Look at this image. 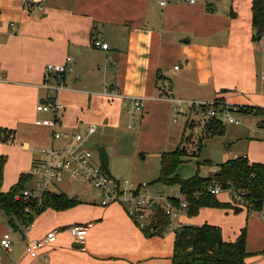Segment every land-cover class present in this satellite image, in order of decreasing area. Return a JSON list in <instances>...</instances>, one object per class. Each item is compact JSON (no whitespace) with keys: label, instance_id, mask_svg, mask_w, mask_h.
<instances>
[{"label":"crops","instance_id":"1","mask_svg":"<svg viewBox=\"0 0 264 264\" xmlns=\"http://www.w3.org/2000/svg\"><path fill=\"white\" fill-rule=\"evenodd\" d=\"M252 1L0 0V130L10 134L9 141L0 142V161L5 160L2 193H9L22 175L28 179L19 194L38 188L41 177L32 171L46 160L44 151L73 145L72 139H54L55 132L86 134L95 125L97 131L88 144L93 143L94 149L104 145L109 157L108 163H102L96 151V162L115 179L147 183L157 197L164 195H159L160 186L177 189L161 202V206L169 202L177 208L180 185L161 181L163 156L179 150L181 165L184 156L197 155L191 148L199 152L202 147L190 142L189 147H194L182 151L191 141L187 130L195 136L212 135L216 129L213 136L223 137L227 134L224 121L232 126L242 123H229L219 116L203 126L198 112L192 110L183 116V130L176 131L172 127L179 123V119L172 121L176 101L217 102L231 114L241 106L264 109V38L253 41ZM96 38L107 43L109 50L94 48ZM68 58L72 73L46 76L48 64H65ZM61 83L65 89L60 91L45 87ZM112 90L121 96H106ZM128 97L144 102L134 129L129 128L124 99ZM51 98L64 105L65 111L55 115L37 110ZM242 114L248 124L237 138L236 150L226 142L221 160L216 165L207 159L198 163V174L202 165L218 172L227 161L241 157L264 165L263 118ZM55 117L59 123L55 128L38 124ZM255 121L262 131L251 134ZM116 133L128 135L134 143L112 154L108 140ZM178 167L172 177H178ZM77 181L66 175L64 182L53 183L43 197L65 194L78 204L59 211L34 210L28 231L19 217L11 219L0 208V241L9 233L13 243L7 252L0 246V264H174L176 229L204 225L219 228L226 242H235L246 229V264H264V206L250 216L246 207L232 202V196L220 193L216 198L224 207H204L193 217L185 212L170 218L164 235L148 237L134 220L132 205L103 207L93 191L89 197L82 190L72 195L60 190L59 185ZM182 200H186L184 194ZM88 224L92 226L83 251L69 229ZM60 228L64 232L52 247L36 258L26 254L31 239H43Z\"/></svg>","mask_w":264,"mask_h":264},{"label":"built area","instance_id":"2","mask_svg":"<svg viewBox=\"0 0 264 264\" xmlns=\"http://www.w3.org/2000/svg\"><path fill=\"white\" fill-rule=\"evenodd\" d=\"M196 0H189L194 3ZM164 4V3H162ZM13 26V24H12ZM264 38V36H263ZM94 48L109 50V45L102 40L96 38L92 41ZM71 59H67L65 64H48L46 66V76H63L67 73H72L73 68L70 65ZM264 80V76L262 77ZM46 88L57 91L65 89L63 83L52 87L45 85ZM106 96L120 97L118 93L106 91ZM126 103L127 113L130 117L129 128L134 129L137 126V116L144 109V102L141 99L128 97L124 98ZM65 106L59 104L56 100L51 98L45 105H39L37 110L40 112H51L57 115L65 111ZM236 109V108H235ZM192 110L198 112L201 125H208L211 119L223 116L229 123L239 124L240 121L234 118L231 111L224 106L218 105L217 102H190L176 101V108L174 109V121L177 122L179 116H185ZM237 111V110H234ZM38 124H42L51 128L59 125L57 117L54 119L43 120ZM97 127L92 125L88 127L86 134H76L70 136L68 133L55 132L54 139L56 140H70L73 145L70 148L63 150H56L53 148L44 151L46 160L34 168L33 174L41 177V181L37 189L24 190L17 196L18 200L31 202L36 206H41L43 194L49 189L53 183H62L65 181L66 175L72 180H82L93 192L99 197L100 205L105 207L114 203L130 204L134 207L133 217L141 230H149L156 232L157 229L152 223L155 219L158 209L163 210L165 215L169 218H178L187 211L188 204L183 199V193H176V199L179 200V206L173 207L169 202L165 206H161V202L166 200L164 195L153 197L149 192V185L147 183H136L130 179H115L110 176L101 166L96 162L94 157V148L87 146L90 138L96 133ZM224 190L223 185L215 183L210 187V192L213 195H218ZM232 202L240 207H246V201L243 199L239 191L234 190L232 195ZM28 216L34 212L30 207L25 210ZM33 226V222L24 226V231H28ZM92 224L84 226H74L69 229L75 245L81 250H86V243L88 231ZM170 229V228H169ZM168 231V230H167ZM166 231V232H167ZM64 229H54L47 233L43 239H31L26 246V254L31 258H36L40 253L49 247H52L57 242V237ZM165 232V233H166ZM12 236L7 233L1 241L0 246L5 252L12 249Z\"/></svg>","mask_w":264,"mask_h":264},{"label":"trees","instance_id":"3","mask_svg":"<svg viewBox=\"0 0 264 264\" xmlns=\"http://www.w3.org/2000/svg\"><path fill=\"white\" fill-rule=\"evenodd\" d=\"M252 27L253 41H260L264 36V0L252 1ZM238 112L253 114L263 118L264 109L259 107L241 106L236 107ZM216 135V129L212 135ZM219 134H222L219 132ZM10 140V134L0 130V142ZM180 151L166 153L162 158L161 181H171L180 185L181 192L186 196L188 204L187 214L196 216L204 207H224L216 195L210 192V187L215 183L223 185L224 190L233 189L242 194L246 201L248 211L261 212L264 206V165L250 163L246 157L230 160L220 166L218 172L212 177L203 178L199 174L188 179L180 180L176 173L180 165ZM5 160L0 161V208L13 219L19 217L23 225L33 222V216H28L25 210L31 208L36 213L46 208L66 210L78 204L75 199L68 198L65 194L46 193L43 197L42 206L31 202L18 200V194L25 188L28 178L21 176L18 184L9 192L2 193L3 169ZM238 212L239 209H236ZM171 220L163 210L158 209L152 223L156 232L145 230L146 236H162L170 228ZM247 231L244 229L235 242H226L219 228L204 225L202 227L181 226L176 229L174 247V264H246L249 256L246 251Z\"/></svg>","mask_w":264,"mask_h":264},{"label":"rangeland","instance_id":"4","mask_svg":"<svg viewBox=\"0 0 264 264\" xmlns=\"http://www.w3.org/2000/svg\"><path fill=\"white\" fill-rule=\"evenodd\" d=\"M232 116L234 118H236L237 120L241 121L242 124L240 126H232L230 124H227L226 121H224V125L227 127V130H226L227 134L223 137L222 136H215L214 137L213 135L201 134V133L198 135H195V136H191L190 132L188 130L186 131V137L189 136L190 137L189 140H191V141H188L185 143V145H184L185 148H183L182 151L185 152L187 147H188V149H190L191 147H194V146H202V147H201V150L199 152L196 150L195 147L191 148L189 150V151H196L197 155L191 154L190 156H184L182 158L183 163L178 167V170H177V174H178V177L180 179L186 180V179H189V178L196 176L198 174L197 164L198 163L203 164V161L206 159L210 160L212 165H216L217 162H219L221 160V155L224 154L222 149L224 148V144L226 142L231 143V150H236L237 138L241 137V135L243 134V131H241V130L243 128H246L248 123H247V120L245 119L247 116L243 115L240 112L234 111L232 113ZM173 119H174V115L172 117V121H173ZM249 119H250L249 121L251 122L252 121L251 118H249ZM185 121H186L185 117L179 116V123L174 124V126H172V127H175L174 129H176V131L179 129L183 130V128L185 126ZM139 122H140V117H139ZM139 122H138V127L140 125ZM189 126L191 127V124H189ZM127 127H128V125H127ZM256 131H262V130L258 128L257 122L255 121V123L252 124V129H251L250 133L252 134L253 132H256ZM117 134L118 133L109 136L108 141H109V144H111V146H112V149L110 151L112 154L117 153V152L120 153L122 151L123 147H125V146H131L132 147V145L134 143V140H132V138L129 137L128 135L125 134V136H124L123 133H119L118 135ZM253 134H255V133H253ZM256 135H258V134H256ZM230 138H235V140L229 141ZM262 139H264V138H262ZM190 142L193 143L194 146L192 145L191 147H189L188 144H190ZM99 147H104L106 149V147L104 145L103 146L96 145V147L94 149L95 157L97 155L96 149ZM106 152H107V150H106ZM232 152H234V151H232ZM107 155H108V153H107ZM202 166H204V168L200 167L201 170L199 172V175L203 178H207V176L209 178V176H211V174L215 172L214 168H207V167H209V165H202ZM127 179H129V178H127ZM33 182H37L36 179H33ZM59 187H60V190L62 189V191L64 193H66L67 195H72L76 191L82 190V191L86 192L89 195V197H93L91 195L92 190L81 180L77 181V184L64 183V184L59 185ZM170 188H172V189L170 190ZM158 189L163 191V192H160L159 195L164 194L165 198H167V197L171 198V196L168 194L171 193L172 191L175 192L177 190V189L174 190L173 187L163 188L161 186L158 187ZM168 190H170V192H168ZM233 194H234L233 189H227L224 191V194L221 193L222 196L225 195L228 198L230 196H232ZM152 196L157 197L156 195H153V194H152ZM253 213H255V212L250 211L249 215L251 216ZM13 231L14 230H12V232Z\"/></svg>","mask_w":264,"mask_h":264},{"label":"water","instance_id":"5","mask_svg":"<svg viewBox=\"0 0 264 264\" xmlns=\"http://www.w3.org/2000/svg\"><path fill=\"white\" fill-rule=\"evenodd\" d=\"M88 147L93 149L94 148V144L93 143H89ZM96 151L99 154V160L102 163H108L109 157L107 155L106 149L104 147H99V148L96 149Z\"/></svg>","mask_w":264,"mask_h":264}]
</instances>
